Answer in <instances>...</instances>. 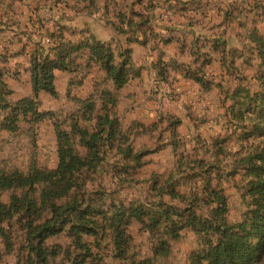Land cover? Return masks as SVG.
Returning a JSON list of instances; mask_svg holds the SVG:
<instances>
[{"label": "trees", "instance_id": "trees-1", "mask_svg": "<svg viewBox=\"0 0 264 264\" xmlns=\"http://www.w3.org/2000/svg\"><path fill=\"white\" fill-rule=\"evenodd\" d=\"M215 2V11L221 14L222 23L238 16L247 19L251 15L250 26L245 34L246 54L242 49H226L224 30H217L212 25L208 29V36L200 34L193 37L189 46L192 61L183 73L204 91L213 87L218 89L225 107L224 117L228 129L239 128L240 134L246 138L264 129V34L257 29V22L264 23V0ZM90 7V10L97 9L98 0H90ZM176 7L179 10L180 6ZM151 8L150 3L133 0L129 15L121 10L114 11V20H107V23L123 36L126 44L124 47L118 46L117 50L112 46L113 41L98 40L85 30H72L59 22H55V27L48 30L44 28L42 19L36 17L42 32L32 42L33 49L29 56L31 97L11 101L8 98L11 90L4 80L9 70L6 66H0V133L16 132L21 123L32 127L50 115V111L39 110L38 94L44 92L57 96L54 71L76 74L68 82L69 88L81 85L86 73L93 67H99L106 73L103 86L95 82V92L88 100L81 102L82 108L77 113L84 120L91 121L92 126H80L73 116L69 130L54 125L57 158L54 167L34 165L27 171L0 170V192L15 189L24 191L19 197H10L8 203L0 199V221L14 220L19 223L17 228L21 238V253L12 264H97L94 260L97 255L93 254L83 237H96L99 231L104 232L106 229L111 233L113 256L125 260L132 242L128 227L133 220L141 223L146 231L157 233L153 255L167 254L169 240L177 238L181 230L190 229L203 237L200 248L190 255L193 264H264V153L239 158L244 165L249 164V179L243 192L248 202L242 219L235 223L227 220L224 190L219 182L212 184L209 178L194 187L191 197L182 207L161 199L164 192L162 186L157 189L158 200L129 201L127 204L112 202L106 208L101 204H93L83 191L84 181L80 179L83 170H95L112 156L115 160L113 164H121V170L126 174L131 170L135 173L145 165V156L162 148L133 149L128 133L114 112L118 91L130 79L141 76L139 68L131 61L129 44L144 46L153 39L159 43H168L173 39L170 35L162 36L154 31ZM107 9L106 4L104 12L107 13ZM164 29L169 30L167 27ZM180 46L183 48L185 45ZM211 53H220L222 67L231 79L224 81L221 74L217 79L206 74V68L213 59ZM6 63L7 56L0 53V65ZM168 66V62L157 60L155 69L160 80L168 78ZM250 66L255 67L250 79L257 82L256 88L249 86L243 72ZM240 69L243 71L239 72ZM109 82L111 85H108ZM226 102H229L227 106ZM163 121L167 122V129L172 136L167 144L176 150L181 142L177 131L180 120L166 114L158 119V123ZM130 125H134L136 133H149L157 124L134 122ZM74 138L86 150L84 156L77 152ZM214 141L208 146L215 147ZM200 142L206 145V141ZM186 161L183 154L178 155L175 172H169L165 180L171 181L166 193L172 199L184 197L175 191L174 185L183 180L181 177L176 178L175 174L184 173L190 167V162ZM195 164L200 166L203 175L211 167L205 165L203 168L199 158L192 163ZM157 185L158 179H154L152 188ZM0 230L4 231L1 224ZM61 234L68 238L67 246L51 242L52 238Z\"/></svg>", "mask_w": 264, "mask_h": 264}, {"label": "rangeland", "instance_id": "rangeland-1", "mask_svg": "<svg viewBox=\"0 0 264 264\" xmlns=\"http://www.w3.org/2000/svg\"><path fill=\"white\" fill-rule=\"evenodd\" d=\"M143 1L152 6L150 11L153 14L152 24L156 30L175 18L180 11L176 6L182 3L181 0ZM111 6L114 8L110 3V8ZM104 17L110 18L108 14ZM43 19L44 25L49 29L55 27V22L74 26H81L85 23L94 24L96 29H99L100 13L92 15H89L87 11L86 13H77L73 7L64 8L58 4L53 6L50 16ZM26 28L23 29V32L35 34L32 36L34 39H37L38 34L42 32L38 28L36 18L30 21ZM257 29L261 34H264V23L257 22ZM17 36L11 33V30L0 32V50L12 48L13 42L15 44L18 38ZM15 61L20 63L22 58L17 57L10 61L11 65H14ZM15 66L13 69L18 71L16 77L9 76L7 79L9 86L13 89L12 98L27 94L29 88L26 73ZM208 70H206L207 75L215 76L211 72H217L216 66L211 65ZM241 70L239 72L244 70L249 86L256 88L257 82L249 78L250 75H254L255 67L250 66ZM182 74L184 75V73ZM229 79L231 77L225 74L224 81ZM67 80V73H57L55 83L58 96L43 95L38 99L40 110L50 111V115L33 124L32 127L24 123L17 133L0 135V170L27 171L34 165L37 167H54L57 161L54 125L69 130L73 116L80 126L86 128L92 126L91 121L84 120L82 115L77 113L80 111L79 108H82L81 102L90 98L89 96L95 92L97 84L95 82L92 84L88 80L84 87H81L82 82L79 86L69 88L66 86ZM163 81L164 84L160 87L157 84H150L147 87L144 82H137L133 88L134 93L126 92L123 94L118 109L122 128L128 133L133 149H150L157 146L162 148L145 156V165L135 173L129 167L128 169L131 171L126 174L121 170V164H113L115 160L112 156L95 170H83L80 175V179L84 181L83 191L91 198L93 204H101L103 208H106L112 202L127 204L129 201H153L157 198V189L162 186L164 192L161 199L173 206L182 207L188 202L194 187L201 184L203 179L209 178L212 184L219 182L224 190L228 207L227 220L232 223L239 222L247 208L248 198L243 196V192L249 179V164L244 165L239 158L245 159L251 154L264 153V129L243 138L240 134L241 129H228L226 117L222 118L221 116L220 119H216V116L221 112L219 106L221 98L219 100L215 91L196 90L193 84H186V81L176 77L171 78V80L167 78ZM146 101H148L149 106ZM228 104L229 102H226L225 106ZM188 111L193 114L192 121L186 116ZM166 112L167 114L168 112L177 114L183 121L179 128L181 142L176 150L167 144L168 139L172 137L167 129V122L158 123L157 120L155 122L157 125L149 133H136L134 132V125H130L131 123L134 124V118L148 121L156 119L158 113ZM215 120L221 123L217 126ZM197 139L202 142L206 141V145ZM214 139L215 147L208 146ZM73 142L77 152L84 156L86 150L77 144L76 138L73 139ZM180 154H183L184 161L190 162L188 165L190 167L186 168L184 173L175 174L176 178H183L182 181L180 180L174 185L175 191L182 193L184 197L172 199L166 193L170 189L171 181L165 182V180L169 172H175L176 160ZM198 158L202 160L203 168L205 165L211 166L204 175L202 169L199 168L200 166L192 165ZM154 179H158L159 185L152 188ZM23 192L20 189L5 190L0 192V199L8 203L10 197H19ZM205 208L203 206V210ZM0 224L4 228V231L0 230V264H12L15 262L16 256L21 253V238L17 228L19 223L11 220L10 222L0 221ZM128 233L131 234L132 242L125 260L113 256L109 230L99 231L96 237L86 235L83 239L90 246L93 254L97 255L94 258L97 264H193L190 255L200 248L203 239L202 236L192 230L183 229L177 238L169 240L170 249L167 254L153 255L152 248L157 233L146 231L142 224L135 220L131 221ZM68 241V238L63 234L51 239V242H59L62 246H67Z\"/></svg>", "mask_w": 264, "mask_h": 264}, {"label": "crops", "instance_id": "crops-1", "mask_svg": "<svg viewBox=\"0 0 264 264\" xmlns=\"http://www.w3.org/2000/svg\"><path fill=\"white\" fill-rule=\"evenodd\" d=\"M182 3L179 4V13L176 14L175 18L171 19V21L168 24H163L164 26H160L159 28L154 29L156 33L159 35H165V36H172L173 39L170 40L168 43H159L157 40L153 39L149 41L147 45H140L138 43H131L129 44V47L131 49L130 56L131 61L134 64L136 68H139L141 72L140 77H135L133 79H130L126 85H124L118 93V100L116 103V106L114 107L115 114L120 118V114L118 112L119 109V102L120 99L123 98V94L126 92H132L134 93L135 85L137 82H144V85L149 87L150 84H157L159 87L164 84L163 80H160L156 75V69L155 64L158 59H162L163 61H166L169 63V76L168 79L171 80V78H179L184 81H186V84H193L194 87H196V90H200L203 92H213L215 91L217 95L219 96V100L221 98L222 102V96H220L218 89L216 87H213L212 89L208 91H204L201 89V87L195 83L193 80L189 78H185L182 74V70L188 66L192 61V55L189 49L190 43L194 36L197 35H209V27L215 26L216 29L224 30V38L226 42V49L228 50H243L245 53L244 44L246 43L245 34L247 33L249 26H250V14L248 15V18L246 19L243 16H238L234 18H230L229 22L222 23V16L221 14H217L215 11V0H208L206 3V0H181ZM132 2L133 0H113V1H106V0H98V8L95 10H90V0H61V2H55V0H0V32L11 30V33L14 35H18L17 40L12 48H7L5 50H0V53L7 56V63L1 64L0 66H6V68L9 70L7 75H5L4 80L8 86V88L11 90L10 95L8 98L11 101L18 100L23 97H31L32 96V89H31V82H30V75L28 71L29 67V56L32 52L33 46L32 42H34L36 39L32 38V36H35V34L23 32V29H27L30 21L35 20L36 17L43 18L50 16L51 11L53 10V6H56L60 4V6L64 8H71L73 7L77 13H86L88 12L89 15H92L94 13H100V20H99V29H96L94 24H83L81 26H74L69 24H63L65 27H68L72 30H85V32L92 34L101 41H107L112 42V46L117 50L118 46H126L124 42V38L122 35H119L116 33L114 28L107 24V20H114V11L121 10L122 12L126 13L127 15L130 14L131 8H132ZM110 3L113 5L114 8H110ZM217 3V2H215ZM226 4V1L224 2ZM108 5L107 13L104 12V6ZM224 4V5H225ZM136 8V7H135ZM109 15L110 18L104 17L105 15ZM105 22V23H104ZM44 28L51 30L47 28L43 23ZM165 27L169 28V30L164 29ZM160 31H159V30ZM169 31V32H168ZM29 37V38H27ZM16 38V37H15ZM180 45H185L183 48ZM212 54V62L207 67L216 66L217 72H211L212 74L216 76H219L220 74L225 77L226 71L225 68L222 67L220 58V53H211ZM246 54V53H245ZM21 57L22 61L14 62V65H11L10 61H13L15 58ZM240 62V61H239ZM16 65V66H15ZM13 66L21 68L23 70L22 72L26 73L29 83L28 93L22 96H18L16 98H12L13 96V89L9 86L7 79L9 76H12V78H15L16 74L18 73L17 70H14ZM245 67V66H243ZM206 68L207 71H209ZM13 72V73H12ZM67 73L68 74V80L66 86L68 87V82L70 79L74 78L76 76L75 73H69L66 71H54V84L56 88V77L57 73ZM182 74V75H181ZM207 74V72H206ZM252 75H250L251 77ZM106 73L101 70L99 67H93L89 70L88 73H86V76L83 79V85L81 87H84L88 80L93 82H98L101 86H103V82H105ZM249 77V78H250ZM91 84V85H92ZM108 85H111L109 82ZM91 90L92 87H91ZM57 96H58V90ZM137 92V90H136ZM148 94V93H146ZM48 95L44 92H40L38 94V99L43 96ZM137 95V94H136ZM56 96V97H57ZM135 98V96H134ZM39 102V100H38ZM146 103L149 106L148 101ZM220 103V101H219ZM147 106V107H148ZM221 112L216 116V119H220L221 116L224 118L225 115V108L222 103H220ZM41 108L39 107V110ZM135 113V111H134ZM162 115H166V113H160ZM159 113L157 115L156 119H151L148 121H144L141 119L134 118V122H138L144 125H149L151 123L156 122L159 117L161 116ZM221 114V115H220ZM168 115H172L180 120V124L177 127V131L180 133V126L182 125V119L180 116H178L175 113L168 112ZM187 118H189L192 121L193 114L188 111L186 113ZM196 117V116H195ZM218 120H215V124H219ZM24 123H21L20 129ZM218 126V125H217ZM17 130L16 133L18 131ZM4 133H15V132H1L0 135Z\"/></svg>", "mask_w": 264, "mask_h": 264}]
</instances>
